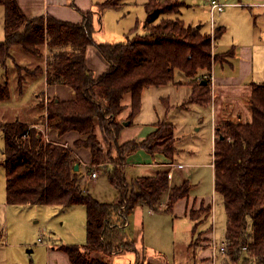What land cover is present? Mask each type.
I'll use <instances>...</instances> for the list:
<instances>
[{
	"label": "trees",
	"instance_id": "trees-1",
	"mask_svg": "<svg viewBox=\"0 0 264 264\" xmlns=\"http://www.w3.org/2000/svg\"><path fill=\"white\" fill-rule=\"evenodd\" d=\"M0 6L4 9L0 65L4 68L8 60L14 61L16 53L36 64L31 70L15 66L19 93L26 75L31 79L44 77L47 86L69 87L75 96L69 101L46 99L41 90L36 107L41 111L38 121L43 130L37 121L34 124L15 119L0 124L6 203L83 206L85 244H61L57 249L71 264H108L100 256L120 251L119 245L107 237L114 213L119 211L123 221L137 206L170 213L178 201L188 202L190 198L192 186L185 181L170 189L168 202L162 208L161 198L168 190V177L163 171L135 178L130 184L125 179L130 155L140 150L160 156L163 163L174 160L177 153L172 123L158 121L142 140L119 143L118 139L124 122L131 125L140 113L142 91L173 83L177 72L191 86L190 101L201 107L209 105V76L214 60L211 38L178 17L161 18L156 23L161 16L180 13L181 4L171 0H149L144 5V34H132L120 43L95 42L93 11L82 13V21L74 24L51 16L28 18L17 0H0ZM118 6L116 0H106L98 5V12ZM215 32V38H219L223 29L218 27ZM90 46L109 65L97 77L86 65V49ZM232 54L230 51L226 55ZM205 75L208 78L204 79ZM10 97L8 84L0 83V102ZM248 108L249 121L229 119L214 128L213 188L226 215L225 258L237 264H264V83L250 84ZM125 112L126 117L120 118ZM48 133H55L57 138L75 133L79 139L69 146L49 139ZM81 149L89 154L88 174L96 167L108 166V180L120 190V199L114 204L99 202L85 191L82 176L73 169L80 157L77 150ZM211 208L203 201L198 212L186 205L193 232ZM135 260L137 263L138 257Z\"/></svg>",
	"mask_w": 264,
	"mask_h": 264
},
{
	"label": "rangeland",
	"instance_id": "rangeland-1",
	"mask_svg": "<svg viewBox=\"0 0 264 264\" xmlns=\"http://www.w3.org/2000/svg\"><path fill=\"white\" fill-rule=\"evenodd\" d=\"M171 1L181 4V13L178 15V18L185 24H200L204 25V29L206 28L210 18L207 12L204 11L206 7L204 0ZM124 2L127 4V10H130V14L127 15L126 13L124 18L120 19L119 24L121 28L131 26L127 33L130 38L135 34H144V7L138 4L141 1L125 0ZM3 17L4 9L0 6V43L4 42ZM136 20L137 22L134 23ZM96 23L99 28L102 19ZM215 30L212 32H203L210 36L211 46L215 39ZM106 32L108 33V31ZM112 34L116 36L117 32L113 31ZM126 38L123 41L114 42H125L127 40ZM210 50L215 62H223L227 59L226 54H213L212 48ZM15 51H17L16 48H14ZM14 57V61L8 60L4 68L0 65V83H7L11 92L10 99L0 102V124L19 119L24 122L34 120L39 123L38 126H41V122L38 121V115L41 111L37 109L36 104L38 102L37 96L41 92L39 88L42 85L40 84L42 77L31 79L25 75L27 79L22 86V93H19L15 66H25L31 70L36 64L31 60H26L19 53H16ZM210 77L211 74L209 79ZM203 78L206 79L208 76L205 75ZM184 79L185 77L181 73H175L174 81ZM196 80H199V76ZM163 87H150L143 92L142 111L138 115L139 118L137 117V122L134 125L139 128L138 134L145 136L149 131L150 123L157 119L158 121L164 120L172 123L174 126L175 148L178 156L176 161L186 165L188 167V174H192V185L194 187L188 199L189 209L197 211L202 201L205 205L211 204L213 209L211 208L209 215H215L217 238H221L223 215H225V212L222 202L218 199L213 188V168L211 166L213 160V127L211 119L206 113L205 108L190 101L191 93L186 96L184 89L173 88L172 83ZM67 88L70 89L69 87ZM43 94L44 98L47 99L48 97H46L44 91ZM185 96L186 104L182 106L181 104L185 102H181L180 100ZM165 99L168 104L165 103ZM121 118L123 119L124 117ZM136 129L131 128V130ZM3 146L4 139L0 131V264H67L62 253L51 251L50 249L57 248L61 244L78 246L85 244V208L81 205L62 208L50 205L20 206L7 204L5 169L3 166L4 155L2 154ZM149 158V162L153 163L156 156L149 155ZM137 162L143 163V161ZM132 165L128 163L124 169L125 179L128 184L133 182L135 177L134 172L137 171L133 169ZM96 168L93 170L98 172V177L95 180L91 179L83 182L85 191L99 202L114 204L120 199V190L109 182L107 175L108 166ZM166 194L167 191L162 195V200H164ZM184 206L185 201H182L177 203L170 213L165 210L149 213L145 208H139L133 210L130 214L133 217L139 215H161L165 219L160 223L161 230L156 235L157 240L160 242V245L156 248L158 251L156 254L164 256L170 264H194L195 248L205 247L204 234L195 236L192 245H190L192 239L190 235V224L187 225L182 217H170V215H183ZM118 213L119 211L113 215H118ZM118 222L121 224L123 221L118 220ZM38 239H41V242ZM118 249H122V252L127 254V250H131V245L123 242L119 245ZM28 250H31V252L28 253ZM138 254L141 255L139 252ZM134 256L135 254L128 253L117 258L124 259L122 260V264H147L141 256H138V262L136 263V260L134 261L133 259ZM224 264L237 263H232L226 258Z\"/></svg>",
	"mask_w": 264,
	"mask_h": 264
},
{
	"label": "crops",
	"instance_id": "crops-1",
	"mask_svg": "<svg viewBox=\"0 0 264 264\" xmlns=\"http://www.w3.org/2000/svg\"><path fill=\"white\" fill-rule=\"evenodd\" d=\"M104 1L106 0H17L21 11L28 18L51 16L59 21L78 24L82 21V13L93 11V39L95 40V42L116 43L114 41H123L124 38L128 37L127 33L130 30L131 26L127 28H121L119 23L120 19L124 18L126 13L127 15L130 14V10H127V4H125L124 2L125 0H116L119 5L117 8H107L100 14L98 12V5ZM139 1L141 2H139L138 4L143 5L144 7V5L149 0ZM217 1L226 4V6L220 13H216L214 15V29L218 27L222 28L223 33L219 38H215L213 40L211 46L212 52L213 54H228L231 51L233 54L228 55L227 59L223 62H215V60H213L211 66L212 79L210 83V90L212 98L209 105L202 108H205V111H207L206 113L211 119V124L213 127L212 144L214 143L215 138L214 128L217 124L229 119L238 121L240 120L242 122H246L251 119L250 110L248 108L250 84L264 83V0ZM205 6L206 7L204 11L207 12V15L209 17L208 5L206 2ZM96 12L98 13L96 14ZM180 13L178 15H180ZM106 15H108V17H106ZM178 15H172L168 17L175 18L178 17ZM143 16L145 18V10H143ZM165 17L166 16H161L156 21V23L159 22L161 18ZM100 19H102V23L98 28V24L96 22H99ZM136 22L137 20L134 23ZM191 26L199 28L201 33L210 32L212 29L210 19L205 29L204 25L200 24ZM106 31H108V33ZM113 31L117 32L116 36L112 34ZM86 65L95 77L104 73L109 67L105 59L93 46H90L86 49ZM40 84L42 85L39 89L40 91H44L46 97H57L60 100L64 101L73 100L75 97L72 90L68 89L66 86H47L44 77L41 78ZM172 87L184 89L186 96L191 93V86L188 84V80L174 81L172 83ZM148 89L149 88H146L142 91L141 111L144 94L143 92ZM186 96L180 101L185 102ZM164 101H166V99ZM127 102L128 101L126 100L125 103ZM165 103L168 104L167 101ZM185 104L186 102L182 103L181 105L183 106ZM138 115L133 120V123L131 125L124 126V128L120 132L118 139L120 143H124L132 139H144V137L153 130V125L158 122L157 119L156 121L150 123V128L146 135H140L138 134L139 128L134 125L139 118ZM121 117L125 118L126 112L123 113L120 118ZM29 123L37 124L34 122V120L30 121ZM38 127L42 130L44 129L42 125ZM131 128L137 129L131 130ZM48 138L58 143H66L69 146H72L73 142L76 139H79V136L75 133H68L60 138H57L55 136V133H48ZM77 153V155H79L80 157L78 156L79 161L78 164H76L78 166V169L76 171H79L80 175L82 176V182L89 181L91 180L89 174L87 173L89 154L85 149L77 150ZM177 157L178 156L176 154L174 160H172L171 163H163L165 162V160L156 155L153 163H150L149 154L145 153L142 150L133 153L129 157V165L133 164V169L137 170L136 172H134V179L144 176H154L161 171L166 172L168 177V190L166 197L164 198V200H162V208L166 206L165 204H167L168 202L170 189L174 186L181 185L183 182L187 181L192 186L191 190H193L194 187V185H192V174H188V167L186 165L178 163L176 161ZM137 161H143V163ZM182 201L185 200H180L177 203H180ZM176 204L174 205V207L176 206ZM186 205L189 209V200L188 202L185 201L183 215H170V217H182L187 225L190 224V235L192 238L190 245H192L195 236L204 234L203 238L205 239V247L195 248L196 251L194 252V264H224V262L226 261L224 252L214 251L212 248V243L216 245H224L226 215H223L222 236L221 238H217V222L215 219V215H208V217H206V219L197 227L195 232H193V224L186 214ZM139 208H145L149 213L152 212L143 206H137L135 209ZM118 220H122L118 215H114L111 217V225L109 227L110 232L109 234H107V237H109V241L113 242L115 245H120L123 242L129 243L131 245V250L127 251L130 254H135L133 258L134 261L136 257L141 256L148 262L154 264H170V262H168V260L164 256L156 254L158 252L156 248H158V246L160 245V242L157 240L156 235L161 230L160 223L163 222L162 220H165L163 217H161V215H139L136 217H133V215H129L126 220H122L123 222L121 224L120 222H118ZM38 241L41 242V239H38ZM50 250L62 253L57 248H51ZM122 251L123 250L121 249L119 252H117V254H112L109 256L101 255L100 258L108 264H122V260L124 259L117 257L128 254ZM27 252L30 253L31 250H28ZM138 252L141 255H139ZM62 254L65 257L67 264H71L68 261L66 255L64 253Z\"/></svg>",
	"mask_w": 264,
	"mask_h": 264
},
{
	"label": "built area",
	"instance_id": "built-area-1",
	"mask_svg": "<svg viewBox=\"0 0 264 264\" xmlns=\"http://www.w3.org/2000/svg\"><path fill=\"white\" fill-rule=\"evenodd\" d=\"M208 5V11H209V18H210V24H211V32L214 31V15L216 13H220L223 8L226 6V4L220 3L217 0H204ZM212 77H210V80ZM98 175V172L96 170H93L89 173L90 179H95ZM212 248L214 251L217 252H224L225 246L224 245H216L212 244Z\"/></svg>",
	"mask_w": 264,
	"mask_h": 264
},
{
	"label": "water",
	"instance_id": "water-1",
	"mask_svg": "<svg viewBox=\"0 0 264 264\" xmlns=\"http://www.w3.org/2000/svg\"><path fill=\"white\" fill-rule=\"evenodd\" d=\"M202 84H205V81H203ZM126 125H128V122H124V126H126ZM73 169H74V171H76L78 169V166L75 165Z\"/></svg>",
	"mask_w": 264,
	"mask_h": 264
}]
</instances>
